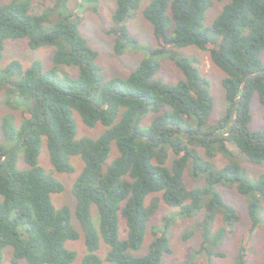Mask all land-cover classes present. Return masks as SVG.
I'll list each match as a JSON object with an SVG mask.
<instances>
[{"label":"trees","instance_id":"obj_1","mask_svg":"<svg viewBox=\"0 0 264 264\" xmlns=\"http://www.w3.org/2000/svg\"><path fill=\"white\" fill-rule=\"evenodd\" d=\"M141 2L116 0L106 29L116 55L137 42L127 19ZM33 4L0 0V89L19 117L17 121L10 113L0 123V264H5V246L12 247L11 264H101L103 259L107 264H165L169 221L162 228L150 226L152 239L140 253L159 207L157 196L148 204L145 200L159 192L166 205L177 209L174 217L203 211L183 233L184 238L194 233L200 238L183 264H196L200 257L214 264V258L225 257L222 244L240 219L219 185L234 187L248 199L249 226L232 263L245 264L253 233L259 226L264 230V173L251 180L229 145L247 161L264 163V128H249L254 93L264 107V0H227L211 26L203 24L211 0H150L142 16L157 46L128 75L107 79L95 62L97 50L80 31L81 15L69 7V0H37V11ZM16 40H25L33 49L53 47L51 65L45 68L39 59L27 66L17 59L2 64L6 42ZM189 45L207 51L210 62L224 72L227 111L214 124L208 123L213 109L209 83L188 58L171 55L181 75L175 83L157 77L160 65L152 56ZM233 105L235 122L228 134ZM74 111L86 126L101 124L105 129L95 138H75ZM148 113L150 122L142 126ZM42 141L57 172L74 171L71 156L83 161L71 190L86 249L78 263L76 251L65 245L80 235L71 223V209L55 207L51 199L64 185L38 164ZM113 143L117 155L105 166ZM170 151L174 156L169 166ZM217 154L228 160L221 167L212 160ZM186 169L203 183L187 187ZM93 204L97 225L91 218ZM119 215L124 237L118 233ZM100 239L109 247L104 258L97 254Z\"/></svg>","mask_w":264,"mask_h":264},{"label":"rangeland","instance_id":"obj_2","mask_svg":"<svg viewBox=\"0 0 264 264\" xmlns=\"http://www.w3.org/2000/svg\"><path fill=\"white\" fill-rule=\"evenodd\" d=\"M150 0H142L140 6L135 10L131 17L127 19L130 32L137 39V42L126 48V50L116 55L113 52V36L108 34L106 29L111 24V15L115 7L116 0H93L90 2L84 0H69V7L72 10L78 12L81 15L80 31L82 35L88 40L92 48L97 50L98 55L96 57V64L101 67L102 73L105 78L112 76H126L129 72L135 68L138 62L146 57L149 51L157 46L155 37L152 32V27L148 21L142 16V8ZM227 0H211V5L207 8L204 15L203 24L205 26H211L214 18L220 13L224 3ZM54 0H48L49 4H52ZM35 10L37 11V0H34ZM212 38H218L216 35H211ZM53 47L41 46L39 48H30L25 40L8 41L5 44L2 64H6L12 59L19 60L24 66L29 65L33 60L39 59L43 64V67H49L52 63ZM171 55L174 59L184 56L189 59L192 65L198 70L199 74L207 79L209 83L210 94L213 99V109L208 118L209 124H214L217 120L223 116L226 109L225 91L222 85V78L224 72L212 64L209 59L208 52L202 50L194 45H189L181 48H169L165 53L152 56L155 61L159 62L160 68L157 72V77L168 83H175L180 78V73L177 70L174 59L172 60ZM260 58L264 61V49L260 53ZM66 71L75 74L76 69L63 66ZM6 94L0 89V123L4 115L14 114L16 120H19L18 112L12 110L6 104ZM251 120L249 122V128L251 130H260L264 128V107L259 103L257 94L254 93L250 102ZM152 114L148 113L142 118L141 125L145 126L150 122ZM73 118L76 124L75 138L82 136H88L95 138L97 137L105 127L101 124H97L94 127L86 126L81 120L80 116L76 111L73 112ZM0 142H4V137L0 129ZM233 153L236 154L233 158H236L241 162L244 168L249 173L250 179L254 180L260 173H264V163H251L240 153L237 152L235 146L229 145ZM200 152L202 150L200 149ZM117 155V150L114 143L111 145L109 156L105 161L106 164ZM173 153L170 151L167 164L170 166ZM215 164L221 167L228 160L222 154H217L212 159ZM70 163L74 167L72 173L57 172L54 170L49 158L48 152L44 141H42L39 154L38 164L49 174L59 179L64 188L61 192L51 194V199L55 207L62 205H68L71 209V223L74 228L79 232V237L76 240H67L65 245L69 249L76 251V260L78 263L81 261L86 253L83 232L80 227L79 221L75 215L76 200L72 194V184L83 167V161L80 156H71ZM24 163L21 159V153L18 155L17 166L21 167ZM189 169V168H188ZM186 169L183 174V182L187 187H195L201 185L202 180H198L192 176ZM219 191L221 192L224 200L233 205L240 219L232 232L227 233L224 243L222 244L221 250L225 252V257H216L213 259L214 264H232L236 256L237 249L240 244V239L243 232L249 226V218L247 212L248 199L240 194L234 187L219 185ZM152 196L159 198V207L154 218L148 223L147 231L145 234L144 242L141 246L140 253L145 252L148 248V244L152 239L150 230L151 225H156L158 228H162V225L169 221V247L170 251L163 255V261L165 264H183L184 261L189 257L190 250L196 248L199 244L200 238L198 233H194L188 238L183 237V233L192 227L191 224L198 220L203 211L198 214H194L189 217H174L176 208L166 205L161 199V193L150 194L146 197L145 203L148 204ZM262 214L264 217V199L261 200ZM91 218L95 225L98 224V215L96 206L91 205ZM119 236L124 237V219L119 215L118 218ZM165 227H163L164 229ZM108 245L100 239V247L97 254L104 258L108 250ZM12 253L11 246H5L3 248V259L2 262L5 264H11L10 257ZM23 264V261L20 262ZM101 264H107L103 259ZM196 264H205L203 258L197 261ZM245 264H264V230L259 226L252 235V242L250 246V252L246 259Z\"/></svg>","mask_w":264,"mask_h":264},{"label":"water","instance_id":"obj_3","mask_svg":"<svg viewBox=\"0 0 264 264\" xmlns=\"http://www.w3.org/2000/svg\"><path fill=\"white\" fill-rule=\"evenodd\" d=\"M253 75H256L255 73L254 74H249V75H247V76H253ZM246 76V77H247ZM245 82V78L243 79V83ZM238 100V98L235 100V101H237ZM234 111H235V105H233L232 106V110H231V126H230V128H229V132H228V134L230 133V129H231V127H232V125L234 124V122H235V119H234ZM217 136H225V135H227V134H216Z\"/></svg>","mask_w":264,"mask_h":264}]
</instances>
